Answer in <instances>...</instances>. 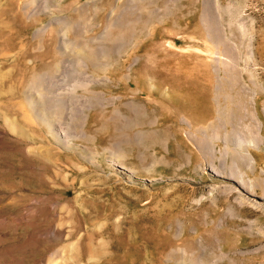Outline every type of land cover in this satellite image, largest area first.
<instances>
[{
  "label": "rangeland",
  "instance_id": "374dc122",
  "mask_svg": "<svg viewBox=\"0 0 264 264\" xmlns=\"http://www.w3.org/2000/svg\"><path fill=\"white\" fill-rule=\"evenodd\" d=\"M0 22V264H264V0H0ZM49 36L57 59H22Z\"/></svg>",
  "mask_w": 264,
  "mask_h": 264
},
{
  "label": "bare ground",
  "instance_id": "6f19581e",
  "mask_svg": "<svg viewBox=\"0 0 264 264\" xmlns=\"http://www.w3.org/2000/svg\"><path fill=\"white\" fill-rule=\"evenodd\" d=\"M79 20V19H78ZM1 23V22H0ZM4 25H5V23H3ZM2 24V25H3ZM3 25V26H4ZM9 26V25H8ZM55 29V28H54ZM53 28H52V30H54ZM12 31V30H11ZM52 35V34H51ZM4 36V35H3ZM4 38V37H3ZM50 38V39H49ZM49 38H48V43H45L44 44V46L46 47V51H45V53L44 54H40L39 52H37V53H35L34 51L33 52H26L25 54H24V56L22 57V59L23 60H25V58L27 57V56H32L33 58H34V60H36V58L37 57H41L42 58V60L43 61H45V60H47L48 58H56L57 59V56H55L54 54H55V50L53 49V42L55 41V39L54 38H52V36H49ZM5 41V40H4ZM37 42H33V44H34V48H35V50L39 47V45H37L38 43H39V40H36ZM7 43V42H6ZM32 44V45H33ZM53 55H54V57H53ZM33 60V64L35 63V61ZM32 62V61H31ZM55 62V63H54ZM57 61H53L52 63H44V64H42V65H40V67H39V69L40 70H45V69H49V70H51L52 69V66H54L55 64H57L56 63ZM32 64V65H33ZM35 66V65H34ZM57 66H59V65H57ZM58 68V67H57ZM37 72V71H36ZM38 73V72H37ZM7 78V75H2V76H0V85L2 84V82H3V80L4 79H6ZM39 80H40V76H38L36 73L34 74V76L31 78V79H29V82H28V84H27V86H26V88L28 87V88H30L29 90H31V87H35L38 83H39ZM38 81V82H37ZM23 85V84H22ZM29 90H28V92H29ZM3 93H4V91H2L1 89H0V98L3 96ZM11 93H13V90H11ZM20 116H23V118H22V121H23V123L25 124V125H27V127H31L32 125H37L36 124V122L34 121V120H32V118L31 117H33V116H30V115H19V117ZM190 121V120H189ZM192 123V122H191ZM118 125V124H117ZM21 131L22 132H24L23 131V129H21ZM21 132V134L22 135H25V134H23ZM150 133V132H149ZM15 216V215H14ZM19 216V215H18ZM23 216V215H22ZM21 216V217H22ZM15 218V217H14ZM18 218H20V217H17V219ZM24 219V218H23ZM22 219V220H23ZM19 220V219H18Z\"/></svg>",
  "mask_w": 264,
  "mask_h": 264
}]
</instances>
